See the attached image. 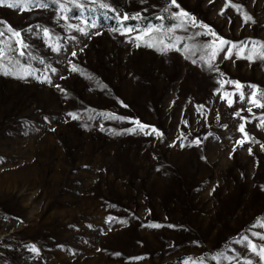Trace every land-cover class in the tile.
<instances>
[{"label": "rangeland", "instance_id": "374dc122", "mask_svg": "<svg viewBox=\"0 0 264 264\" xmlns=\"http://www.w3.org/2000/svg\"><path fill=\"white\" fill-rule=\"evenodd\" d=\"M100 2L120 16L142 13L141 25L161 23L153 18L166 6L162 0H98L95 10L81 12L67 4L71 19L59 22L54 4L23 12L0 6V21L15 30L47 26L63 45L54 53L41 37L25 33L32 54L58 69L46 73L52 84L0 75V264H184L189 258L221 264L213 257H251L236 241L248 235L264 244L251 236L264 235V128L255 119L247 123L256 142L237 145L234 113L248 105L236 97L229 107L219 97L234 88L217 81H238L246 95L248 85L264 90V61L224 59L222 52L220 77L180 52L136 47L111 30L119 25ZM177 2L224 40L264 42V0H231L251 17L248 23L231 7L220 14L228 0ZM69 60L79 72L70 70ZM22 62L45 74L38 60ZM197 105H205L203 113ZM136 121L162 137L127 132ZM197 137L198 146H180Z\"/></svg>", "mask_w": 264, "mask_h": 264}, {"label": "snow or ice", "instance_id": "6c2138e0", "mask_svg": "<svg viewBox=\"0 0 264 264\" xmlns=\"http://www.w3.org/2000/svg\"><path fill=\"white\" fill-rule=\"evenodd\" d=\"M97 2L98 0H67V3L62 2V0H0V6H6L10 9L23 12L31 11L32 9L47 10L54 4L56 5L54 14L57 18V22H59L60 20L68 21L71 19L67 13H70L72 8L67 7V4H72L73 8H79L81 12H83L85 8L95 10L92 8V5L97 4ZM209 2L212 3L213 0H209ZM165 4L166 6L161 10V14L153 18L161 21V23L155 24L149 21L143 25L139 23L140 20L145 19L142 13L133 15L125 13L123 16H120L114 8L109 7L108 2H100L99 7L114 13L113 18L117 21L119 27H114L111 30L113 32H119L120 35L127 36L128 43H133L136 47L145 46L152 48L161 54H167L170 51L180 52L184 55L185 59L191 58L193 64L199 63L208 72L218 73L220 77H223V73H219V69L216 66V59L222 52L224 53V59H231L235 55L237 59H246L249 62H253L257 59L264 61V42L249 40L246 42L233 43L224 40L222 37H219L209 25L198 21L194 15L185 11L177 0H165ZM229 7L235 9L237 13L242 15L244 23L251 21V17L244 12L243 7L231 3V0L225 3L224 9H221L220 14L224 15V10ZM61 13H65V15H61ZM129 20H137L138 23L134 25L126 24L125 22ZM165 20L169 21L168 25L163 23ZM83 22L86 24L87 20L85 19ZM92 26L95 27L96 25L93 24ZM66 27L88 35L85 29L80 27L79 24L67 23ZM121 29H123V31H121ZM178 32L191 34L187 37H183L178 35ZM25 33H35L37 37H41L54 53H59L63 49V45L60 43V37L52 33L47 26L36 24L35 26L29 25L24 30H15L6 22L0 21V75L10 76L20 80L33 78L42 84H52L51 76L46 73L55 75L58 69L45 63L43 58L32 54L30 51L31 45L27 42ZM201 36H208L211 37V39L201 42L199 40ZM72 39H75V37L73 36ZM187 41H192V43L189 44ZM76 55L77 53L75 51L71 53L72 57ZM25 56L30 60H38L40 64L44 65L43 73L45 74H38L41 73L40 69L26 62H22V58ZM68 64L72 72L80 71L77 65L71 60L68 61ZM60 78L65 79L63 76ZM89 78L91 79V77ZM217 83L220 85V88H223L225 84L233 86L234 90L231 93H224L219 97L221 100L226 101L229 107H232L236 102L234 99L236 97H238L240 102L247 103L248 105L247 109L241 108L234 113L235 117L240 120L237 128V132L240 133V139L236 141L237 145L243 146L246 143L256 142L254 138L248 136L246 124L251 123L252 120L255 119L259 121L258 126L264 128V111H261L258 115L253 113V108L264 110V90H260L256 85H248L247 87H249L251 91L246 95L244 92L246 86L240 84L238 81L218 79ZM54 86L61 92H64V89L60 88L58 84ZM220 88L216 89L214 94L219 95ZM230 96L233 97V99H230ZM196 109L198 113H203L205 105H197ZM244 111H247L249 114L247 117L242 115ZM68 115L74 120L79 119L75 113H68ZM106 118L123 119L122 117L114 116H107ZM217 119H219L218 114ZM184 123L187 124L186 121ZM136 124L137 127L127 129L126 131L144 135L155 134L158 137H162L163 135L154 127L141 124L139 121H136ZM224 127L227 126L225 125ZM101 130H103V126H101ZM209 135L212 134L209 133ZM204 139H207V136L204 137ZM200 143L201 138L197 137L189 145L181 144L180 146H198ZM261 147L264 148V145H261ZM248 150L249 153L252 154V149L249 148ZM114 220V217L109 216L106 219V223L111 224ZM119 222L126 223L125 221ZM151 226L160 227V225ZM89 227L92 226L89 225ZM169 227L173 226L169 225ZM251 236L256 237L258 240H264V235L260 233L253 232ZM236 243L243 245L245 252H250L252 256L244 257L243 253L229 256L220 254L217 257H213V259L221 262V264L223 261H228L229 264H232V262H235V264H264V244L255 243L248 235L242 236ZM29 251L38 254L39 249L35 245H31ZM242 257L244 258L242 259ZM253 257L256 259L254 260ZM184 264H203V260L197 261L189 258L184 261Z\"/></svg>", "mask_w": 264, "mask_h": 264}, {"label": "trees", "instance_id": "16d2710c", "mask_svg": "<svg viewBox=\"0 0 264 264\" xmlns=\"http://www.w3.org/2000/svg\"><path fill=\"white\" fill-rule=\"evenodd\" d=\"M163 2L165 1V0H162Z\"/></svg>", "mask_w": 264, "mask_h": 264}]
</instances>
